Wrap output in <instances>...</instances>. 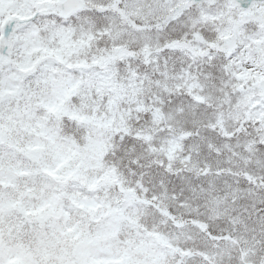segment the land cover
<instances>
[{
	"label": "snow or ice",
	"instance_id": "6c2138e0",
	"mask_svg": "<svg viewBox=\"0 0 264 264\" xmlns=\"http://www.w3.org/2000/svg\"><path fill=\"white\" fill-rule=\"evenodd\" d=\"M0 264H264V0H0Z\"/></svg>",
	"mask_w": 264,
	"mask_h": 264
}]
</instances>
